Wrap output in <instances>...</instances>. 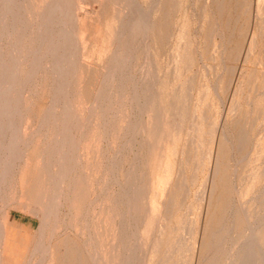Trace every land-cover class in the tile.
I'll return each mask as SVG.
<instances>
[{
	"label": "rangeland",
	"instance_id": "obj_1",
	"mask_svg": "<svg viewBox=\"0 0 264 264\" xmlns=\"http://www.w3.org/2000/svg\"><path fill=\"white\" fill-rule=\"evenodd\" d=\"M0 183L17 264H261L264 0H0Z\"/></svg>",
	"mask_w": 264,
	"mask_h": 264
},
{
	"label": "bare ground",
	"instance_id": "obj_2",
	"mask_svg": "<svg viewBox=\"0 0 264 264\" xmlns=\"http://www.w3.org/2000/svg\"><path fill=\"white\" fill-rule=\"evenodd\" d=\"M25 1V0H24ZM17 2H19V1H17ZM20 3V2H19ZM23 3H25V2H23ZM21 5V4H20ZM19 5V6H20ZM136 6V8H137V10H138V13H139V15L141 16V20H142V29H144L145 30V32H147L148 31V23H149V21H148V17H150V16H148V13H147V11L144 9L145 7H142L141 5H139V4H136L135 5ZM20 7H23V5L22 6H20ZM17 8H18V6H17ZM19 9H21V8H19ZM25 9V8H24ZM23 9V10H24ZM17 10V9H16ZM15 12V11H14ZM20 12V11H19ZM18 13V12H17ZM16 14V13H15ZM14 14V15H15ZM150 14V13H149ZM13 15V14H12ZM20 14L18 13V15H16L17 17L19 16ZM22 16H23V14H22ZM25 17V16H24ZM23 17V18H24ZM11 18H13V16L11 17ZM19 18H22V17H20L19 16ZM14 19V18H13ZM12 19V20H13ZM26 19V18H25ZM11 20V21H12ZM20 21L22 22V21H24L23 19L22 20H20L19 19V23H20ZM10 23V22H9ZM9 23H8V25H9ZM12 23H13V21H12ZM12 23H10V25L12 24ZM23 24V23H22ZM14 25H15V23H14ZM22 26V25H21ZM11 27V26H10ZM14 28H16V27H14ZM18 28V27H17ZM16 28V29H17ZM20 28H22V27H20ZM12 29H13V27H12ZM22 30H24V28L22 29ZM143 30V31H144ZM17 31V30H16ZM19 31H20V29H19ZM142 31V30H141ZM21 32V31H20ZM23 32V31H22ZM144 33V32H143ZM147 33H149V32H147ZM147 33H146V35H147ZM23 35V34H22ZM144 35V34H143ZM145 35V36H146ZM17 36H19L18 35V33H17ZM21 37V36H20ZM144 40H146V42H147V44H148V37H146V39H144ZM20 41H21V39H20ZM69 41V40H68ZM22 42V41H21ZM150 47V46H149ZM149 47H148V49H149ZM147 49V50H148ZM146 50V51H147ZM148 52V51H147ZM146 52V53H147ZM148 54H149V52H148ZM149 56V55H148ZM147 56V57H148ZM145 123V122H144ZM27 146V145H26ZM26 146H25V148H26ZM28 147V146H27ZM23 150V149H22ZM22 154V153H21ZM78 154H79V152H78ZM23 155H24V150H23ZM19 156H21L20 154H19ZM17 160H18V157L16 158ZM15 160V159H14ZM75 162H76V160H75ZM78 163V162H77ZM14 164V163H13ZM13 164H12V167H13ZM75 165H77L76 163H75ZM72 173V172H71ZM70 173V174H71ZM5 174V173H4ZM7 175H9V174H7ZM50 176V178H51V174L49 175ZM69 176V175H68ZM4 177V176H3ZM63 177V176H62ZM61 177V180H63V178L64 177H66L65 175H64V177L62 178ZM6 178V175H5V177L3 178V181H4V179ZM7 179V178H6ZM12 179V178H11ZM66 179V178H65ZM68 179H69V177H68ZM74 179V178H73ZM60 179H58V181H59ZM60 180V181H61ZM1 182H2V180H1ZM57 182V181H56ZM3 183H5V182H3ZM62 183V182H61ZM1 184V183H0ZM63 184V183H62ZM61 184V185H62ZM57 185H59V183L57 184ZM4 186V185H3ZM53 187H54V185H53ZM4 188V187H3ZM53 190V189H52ZM57 188L55 189V191L56 192H51V194H50V196H49V202L52 204L53 202H56V201H53V199H60V196L58 195L60 192L62 193V191H59V193H57ZM1 192V191H0ZM203 192V191H202ZM60 193V194H61ZM64 194V193H63ZM63 194H62V196H63ZM202 195V194H201ZM62 198H64V197H62ZM51 200V201H50ZM59 202V204H60V201H58L57 200V202L56 203H58ZM49 203V204H50ZM58 205V204H57ZM46 207H47V205H46ZM72 208V207H71ZM44 212H47V211H44ZM244 212V211H243ZM85 216V215H84ZM39 217V216H38ZM50 217V213H47L45 216H43L42 218H41V220H47L48 218ZM87 223H89V222H87ZM1 224V223H0ZM249 224V223H248ZM262 224H264V223H262ZM13 225V224H12ZM88 225V224H87ZM8 226V225H7ZM256 226V225H255ZM10 227V226H9ZM233 227V226H232ZM7 228V227H6ZM250 228H251V226H250ZM3 229V228H2ZM232 230V229H231ZM253 230V229H252ZM250 232H251V230H250ZM254 232V231H253ZM253 232H251L252 234H253ZM231 233V232H230ZM4 231L2 232V230H1V225H0V264H17L16 262H14V255L12 254V252H7V250H6V248H5V244L6 243H3V240H4ZM91 236V235H90ZM253 236H254V241H255V239L258 237H256V235H254L253 234ZM252 236V237H253ZM120 237V236H119ZM256 237V238H255ZM247 238V237H246ZM13 239V238H12ZM140 239V238H139ZM138 239H136V241H137ZM87 241V240H86ZM139 241H141V240H139ZM257 241V240H256ZM255 241V242H256ZM50 243V242H49ZM140 243V242H139ZM65 244H66V249L63 251V252H61L60 254H58L57 256L55 255L56 253H55V251L53 252V254L51 255V260L52 261H56V260H58V263L57 264H71L72 263V259H71V253H72V248L71 247H68V243H66L65 242ZM256 244H257V242H256ZM5 245V246H4ZM12 245V244H11ZM35 245V244H34ZM46 244H44V242L42 243L41 241H40V243H39V251H40V254L43 256V257H45L46 256V254L49 256V250H50V245L49 244H47V246H45ZM48 245H49V247H48ZM243 245V244H242ZM9 247L10 246H8V249H9ZM86 246H84V248H85ZM94 247V246H93ZM96 247V246H95ZM258 248H259V251H260V249H261V247H259V246H257ZM27 248V247H26ZM87 248V247H86ZM37 249H38V245H37ZM53 249V248H52ZM30 250H35V246H32L31 248H30ZM85 250H88V248L87 249H85ZM231 251V250H230ZM88 252H89V250H88ZM14 253V252H13ZM251 253H253L252 251H251ZM260 253V252H259ZM87 254H89V256H90V264H97L98 263V261H99V259H100V255H99V253H98V249H96V248H94V252H92L91 253V255H90V253H87ZM252 255V254H251ZM250 255V256H251ZM261 257H263L262 255H260ZM259 256V257H260ZM255 257H257V256H255ZM258 257V259H260ZM248 258H250V257H248ZM47 259V258H46ZM41 260H42V257H41ZM40 260V262H43V261H41ZM132 260V259H131ZM261 260V259H260ZM129 262H130V260H129ZM233 262V261H232ZM246 262V261H245ZM249 262V261H248ZM260 262V261H259ZM261 264H264V259L263 260H261V262H260ZM42 264V263H41ZM244 264V263H243Z\"/></svg>",
	"mask_w": 264,
	"mask_h": 264
}]
</instances>
